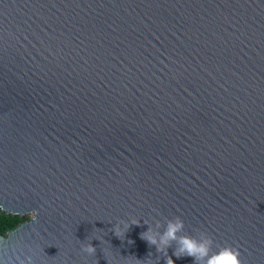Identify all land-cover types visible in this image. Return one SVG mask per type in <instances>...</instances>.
I'll return each mask as SVG.
<instances>
[{
  "label": "water",
  "instance_id": "95a60500",
  "mask_svg": "<svg viewBox=\"0 0 264 264\" xmlns=\"http://www.w3.org/2000/svg\"><path fill=\"white\" fill-rule=\"evenodd\" d=\"M0 210V264H264V0H0Z\"/></svg>",
  "mask_w": 264,
  "mask_h": 264
},
{
  "label": "clouds",
  "instance_id": "9594fccd",
  "mask_svg": "<svg viewBox=\"0 0 264 264\" xmlns=\"http://www.w3.org/2000/svg\"><path fill=\"white\" fill-rule=\"evenodd\" d=\"M28 219L35 220V215ZM125 224L121 229L117 224L115 234L117 236L124 233L130 227L125 221H120ZM132 224H140L139 220H133ZM185 228L184 220L177 216L174 219H169L163 233H153L151 228L146 232L141 233V237L150 245H155L157 251L164 252L172 246L175 241L178 244L174 255L176 257L189 256L194 258V264H243L241 253L238 248L231 245L219 247L218 251H213L214 241L207 233L202 232L200 237L182 234ZM131 243V241H130ZM83 251L89 255L96 253V247L91 243L83 246ZM167 264H175L171 256L167 259Z\"/></svg>",
  "mask_w": 264,
  "mask_h": 264
},
{
  "label": "trees",
  "instance_id": "16d2710c",
  "mask_svg": "<svg viewBox=\"0 0 264 264\" xmlns=\"http://www.w3.org/2000/svg\"><path fill=\"white\" fill-rule=\"evenodd\" d=\"M27 220H29L27 217H13L12 214H6L0 210V235L5 236L9 231Z\"/></svg>",
  "mask_w": 264,
  "mask_h": 264
},
{
  "label": "rangeland",
  "instance_id": "374dc122",
  "mask_svg": "<svg viewBox=\"0 0 264 264\" xmlns=\"http://www.w3.org/2000/svg\"><path fill=\"white\" fill-rule=\"evenodd\" d=\"M27 218H29L30 216H26Z\"/></svg>",
  "mask_w": 264,
  "mask_h": 264
}]
</instances>
